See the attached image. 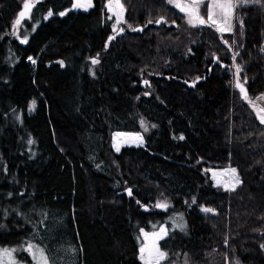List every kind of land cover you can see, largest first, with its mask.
<instances>
[{"label":"trees","instance_id":"trees-1","mask_svg":"<svg viewBox=\"0 0 264 264\" xmlns=\"http://www.w3.org/2000/svg\"><path fill=\"white\" fill-rule=\"evenodd\" d=\"M108 1L37 2L29 35L13 29L25 0H0V248L143 264L141 230L163 227L162 264H264V0L237 8L230 33L189 26L167 0H120V34ZM145 125L143 146L114 149ZM224 167L234 190L214 183Z\"/></svg>","mask_w":264,"mask_h":264},{"label":"snow or ice","instance_id":"snow-or-ice-1","mask_svg":"<svg viewBox=\"0 0 264 264\" xmlns=\"http://www.w3.org/2000/svg\"><path fill=\"white\" fill-rule=\"evenodd\" d=\"M168 4L173 5L180 12L184 13L187 17L186 22L193 27L197 26H204L207 25L209 27H215L216 31L218 32H226L231 31L232 29V20L234 17L235 10L240 7H244L249 3L260 4L261 0H208L207 8L204 14H201V7L204 5V0H186V2H181V0H167ZM92 6V0H76L74 7H81L87 10V8ZM264 6V5H262ZM34 7L33 0H27L23 4V10L19 12V19L15 21V26H19L21 24V20L25 18L26 15H30L31 9ZM107 9L111 12L115 17V22L113 26V31L117 32V28L115 25H118L122 21L124 8L123 5L120 3V0H109L107 4ZM48 17L53 15L52 11H48ZM60 15H65V13H60ZM206 16V19H205ZM111 18V17H110ZM158 23L165 22L163 18L157 21ZM151 23V21H149ZM242 24V21H240ZM129 27H131L129 25ZM123 28L119 29V32H123ZM142 30V29H133V31ZM115 39V37H110L109 40ZM21 43H26V39L21 40ZM227 43V42H225ZM233 60H235V56H233ZM35 63V61H33ZM61 65H63V61H60ZM99 63L98 58L92 60V64ZM239 66L236 67V74L237 78L235 80V87H237L241 93L247 98V92L244 88V85L240 83L239 80ZM147 84L148 82L145 81ZM246 83V80H245ZM35 107V101L32 103V108ZM264 109L260 110L259 119L262 124H264ZM144 124V121H141ZM155 127V125H152ZM145 131H147V125H145ZM136 140L143 142L142 137H135ZM183 139V137H180ZM31 142V141H30ZM139 146V145H138ZM119 151V148H117ZM233 176L235 178V182L239 183V178L235 176V170H232ZM224 175V174H221ZM234 190V189H232ZM128 194L132 195L131 189L128 190ZM139 203V201H137ZM195 203V199L193 200ZM155 207L162 208L167 210L168 204L166 202H157ZM202 211L206 213L214 212L211 208H202ZM182 220L183 217H180ZM181 230L184 229L185 225L181 223L179 225ZM167 229L160 227L159 229L153 231L151 234L148 232H144L141 230L143 237L148 241L146 244H141L139 248V259L143 262V264H162L163 261L168 259V254L166 251L161 250L159 246V241L163 239L167 235ZM139 239V237H138ZM165 247H167L165 245ZM264 247V245H261ZM17 251H26L31 256L32 260L35 264H50L49 256L46 254V249L37 245L32 244L31 242L28 243L27 247L17 248H0V264H19L17 261L14 253ZM74 251V250H72ZM51 264H56L55 258L51 259ZM187 264V261L185 262Z\"/></svg>","mask_w":264,"mask_h":264},{"label":"rangeland","instance_id":"rangeland-1","mask_svg":"<svg viewBox=\"0 0 264 264\" xmlns=\"http://www.w3.org/2000/svg\"><path fill=\"white\" fill-rule=\"evenodd\" d=\"M40 1H42V0H33L34 5L37 4V2H40ZM74 1L76 3V0H74ZM25 2H27V0H25ZM82 2H84V0H82ZM181 2H186V0H181ZM108 3H109V1H108ZM120 3H121V1H120ZM207 5H208V0H204V5L201 7V14L202 15L204 14V12L206 10ZM171 6L174 9H176L178 12H180L179 9H177L173 5H171ZM92 7H93V0H92V6L89 7V8H87V10H85L84 8H81V7H74V10L87 12ZM180 13L184 15V17L186 18L185 19V21H186L187 20V17L185 16V14L182 13V12H180ZM109 14L116 19V17L111 12H109ZM17 19H19V14L16 16L15 21ZM205 19H206V16H205ZM15 21H14V25H15ZM27 21H30V15H26L25 18H23L21 20V24L19 26H15V27L13 26L14 27L13 28L14 29V32L15 33H19V31H21V28L22 27L25 28L26 32H28L29 35L33 31H35L36 30V24H33L32 27H27V25H26V22ZM123 24H124V12H123V17H122L121 23L115 26L117 28L116 34L123 33L126 30L123 27ZM204 26H207V25H204ZM191 27H193V26H191ZM197 27H200V26H197ZM120 28H123L124 29L123 32H119V29ZM233 28H234V17H233V20H232V29H231V31L220 32V33H230V32L233 31ZM109 42L107 43V47L109 45ZM193 80H195V79H193ZM235 80L236 79H234V81H233V87L244 98V95L241 93V91L237 87H235ZM252 105L254 107V110H255V114L257 116V119L260 121L258 113H260V110L261 109H264V95H260V96H258L256 98H254V100L252 101ZM261 114H264V113H261ZM145 132H146L145 131V128H143V131L141 133H122V132H116V133H114L113 134V146H114V149L117 151V148H119V151H121L122 149H124L126 147H133V146H136L137 147L138 145L139 146H143ZM137 136L143 138V142L142 143L140 141H138V140L135 139V137H137ZM119 151H117V152H119ZM232 170H235V169H233L232 167H224V168H213V169H210V173L212 175V178L214 180L215 185L218 186V187H220V188H222V189H224V190H230L231 191L232 189H234L237 186L238 183L235 182V178L233 176ZM221 174H224V175H221ZM235 176L237 177L236 172H235ZM146 243H148L147 240H146L145 244ZM27 245H24V246L22 245V246L23 247H27ZM34 245H36V244H34ZM22 246H20V247L11 246V247H8V249H11V248H17V249H19ZM14 255H15L17 261L19 262V264H35V262L31 258V256L29 255V253L26 252V251H17L16 253H14Z\"/></svg>","mask_w":264,"mask_h":264},{"label":"water","instance_id":"water-1","mask_svg":"<svg viewBox=\"0 0 264 264\" xmlns=\"http://www.w3.org/2000/svg\"><path fill=\"white\" fill-rule=\"evenodd\" d=\"M160 23H158V25H159ZM217 63V60L215 61V63L214 64H216ZM225 67H226V65H225ZM187 87H189V88H193L194 86H195V83L194 82H183ZM245 97V96H244Z\"/></svg>","mask_w":264,"mask_h":264}]
</instances>
